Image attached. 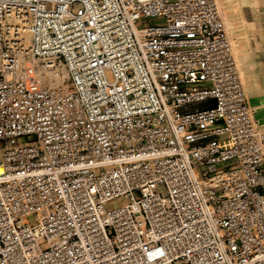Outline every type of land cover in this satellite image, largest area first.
Here are the masks:
<instances>
[{"label": "built area", "instance_id": "obj_1", "mask_svg": "<svg viewBox=\"0 0 264 264\" xmlns=\"http://www.w3.org/2000/svg\"><path fill=\"white\" fill-rule=\"evenodd\" d=\"M231 1L0 0V264H264Z\"/></svg>", "mask_w": 264, "mask_h": 264}, {"label": "crops", "instance_id": "obj_2", "mask_svg": "<svg viewBox=\"0 0 264 264\" xmlns=\"http://www.w3.org/2000/svg\"><path fill=\"white\" fill-rule=\"evenodd\" d=\"M254 119L264 124V0L219 3ZM242 85V86H243Z\"/></svg>", "mask_w": 264, "mask_h": 264}, {"label": "bare ground", "instance_id": "obj_3", "mask_svg": "<svg viewBox=\"0 0 264 264\" xmlns=\"http://www.w3.org/2000/svg\"><path fill=\"white\" fill-rule=\"evenodd\" d=\"M219 11H220V10H219ZM220 17H221V20H222V16H221V14H220ZM222 23H223V21H222ZM224 29H225V28H224ZM225 33H226V36H227V41H228V44H229V47H230L231 54H232V56H233V58H234V61H235V67H236L237 77H238L240 83L243 85V82H242V76H241V73H240L239 68H238V64H237V60H236V57H235L234 51H233V49H232V47H231V45H230L229 36H228V32H227L226 29H225ZM23 41H24V44H27V43H28V38H27L26 35L24 36V40H23ZM243 88H244V85H243ZM244 91H245V89H244ZM249 108H250V107H249ZM251 112H252V110H251Z\"/></svg>", "mask_w": 264, "mask_h": 264}, {"label": "rangeland", "instance_id": "obj_4", "mask_svg": "<svg viewBox=\"0 0 264 264\" xmlns=\"http://www.w3.org/2000/svg\"><path fill=\"white\" fill-rule=\"evenodd\" d=\"M234 165V163L233 162H230L229 164H226V165H218V166H214V167H209L208 168V170L209 171H213V170H216V169H220V168H224V166L225 167H227V166H233ZM39 249L41 250V251H44V250H46L47 249V246L45 245V244H43V245H41L40 247H39Z\"/></svg>", "mask_w": 264, "mask_h": 264}]
</instances>
